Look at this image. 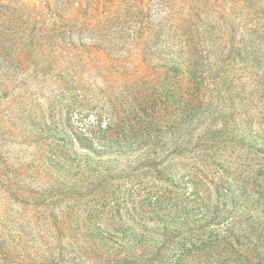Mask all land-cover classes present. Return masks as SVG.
<instances>
[{"label": "rangeland", "instance_id": "obj_1", "mask_svg": "<svg viewBox=\"0 0 264 264\" xmlns=\"http://www.w3.org/2000/svg\"><path fill=\"white\" fill-rule=\"evenodd\" d=\"M0 264H264V0H0Z\"/></svg>", "mask_w": 264, "mask_h": 264}]
</instances>
